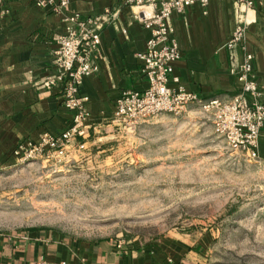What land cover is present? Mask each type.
Returning <instances> with one entry per match:
<instances>
[{
	"label": "rangeland",
	"instance_id": "374dc122",
	"mask_svg": "<svg viewBox=\"0 0 264 264\" xmlns=\"http://www.w3.org/2000/svg\"><path fill=\"white\" fill-rule=\"evenodd\" d=\"M61 160L0 168V232L47 227L123 249L185 245L172 264H264V160L228 148L193 104L105 126Z\"/></svg>",
	"mask_w": 264,
	"mask_h": 264
},
{
	"label": "crops",
	"instance_id": "0c3cea01",
	"mask_svg": "<svg viewBox=\"0 0 264 264\" xmlns=\"http://www.w3.org/2000/svg\"><path fill=\"white\" fill-rule=\"evenodd\" d=\"M110 9L115 14L101 33L95 54L98 70L80 86L88 97L86 108L92 124L90 138L106 130L124 90L148 86L138 53L145 50L150 30L140 19L138 7L121 0H69L66 12L94 16ZM205 8L193 5L186 13H174L172 23L181 58L175 65L180 84L205 99H230L240 91L232 74L254 54V73L264 84V5L254 0L246 10V37L230 48L226 43L236 26L235 0H211ZM62 16L52 5L36 0H7L0 6V161L13 159L18 142L37 139L45 131L63 132L73 112L63 103L60 87L47 90L43 82L53 73ZM264 100V96L262 98ZM83 141V139H78ZM259 157L264 160V127ZM185 245L166 238L160 246L119 249L113 242L68 235L47 227L21 232H0V264H172ZM172 259V262H169Z\"/></svg>",
	"mask_w": 264,
	"mask_h": 264
},
{
	"label": "built area",
	"instance_id": "2783aa9c",
	"mask_svg": "<svg viewBox=\"0 0 264 264\" xmlns=\"http://www.w3.org/2000/svg\"><path fill=\"white\" fill-rule=\"evenodd\" d=\"M7 0H0V6ZM264 5V0H259ZM211 0H121L127 7L142 9L140 19L150 30L145 50L138 53L143 63L142 71L148 86L144 90H124L116 100L113 116L107 124L125 125L132 129L141 119L168 112L182 115L196 104L208 114L215 131L224 138L229 149L242 153L250 159L259 158L261 132L264 127V84L254 73V54L246 52L244 61L232 74L240 84V91L230 99L218 97L205 99L197 92L180 84L175 75V65L181 51L174 36L172 16L185 14L193 5L206 8ZM69 0H36L40 7L52 5L62 16L64 30L58 35V48L54 52L53 73L43 86L47 90L60 87L64 106L73 112L71 124L61 133L45 131L37 139L22 140L13 150V159L61 160L79 153L90 137L88 97L81 94L80 86L86 77L98 70L94 57L101 43V33L115 14L110 9L104 13L88 16L80 12H66ZM254 0H235L236 26L226 46L232 48L246 37L249 21L246 10L253 7ZM78 139H83L80 141ZM3 162L0 161V168ZM125 241L116 245L123 249ZM172 262V259H169Z\"/></svg>",
	"mask_w": 264,
	"mask_h": 264
}]
</instances>
